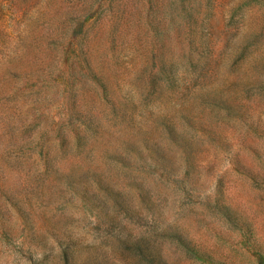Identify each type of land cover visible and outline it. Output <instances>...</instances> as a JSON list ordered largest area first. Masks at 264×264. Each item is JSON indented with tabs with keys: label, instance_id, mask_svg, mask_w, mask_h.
<instances>
[{
	"label": "rangeland",
	"instance_id": "obj_1",
	"mask_svg": "<svg viewBox=\"0 0 264 264\" xmlns=\"http://www.w3.org/2000/svg\"><path fill=\"white\" fill-rule=\"evenodd\" d=\"M0 264H264V0H0Z\"/></svg>",
	"mask_w": 264,
	"mask_h": 264
}]
</instances>
